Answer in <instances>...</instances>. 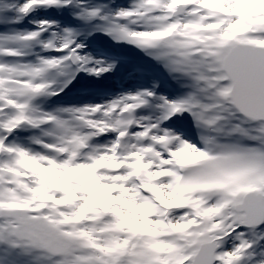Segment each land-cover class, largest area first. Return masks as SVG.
Here are the masks:
<instances>
[{
  "label": "snow or ice",
  "instance_id": "snow-or-ice-1",
  "mask_svg": "<svg viewBox=\"0 0 264 264\" xmlns=\"http://www.w3.org/2000/svg\"><path fill=\"white\" fill-rule=\"evenodd\" d=\"M0 264H264V0H0Z\"/></svg>",
  "mask_w": 264,
  "mask_h": 264
},
{
  "label": "rangeland",
  "instance_id": "rangeland-1",
  "mask_svg": "<svg viewBox=\"0 0 264 264\" xmlns=\"http://www.w3.org/2000/svg\"><path fill=\"white\" fill-rule=\"evenodd\" d=\"M118 2H119V3H122V4H126V3H129L130 0H118ZM118 50H120V51L126 53L127 51H129V50H131V49H128L127 47H121V48L118 49ZM127 54H131V53L127 52ZM131 57H134V56L131 54ZM134 58H135V57H134ZM137 59H140V58H137ZM104 83H105L106 88L108 89L109 92H115V91L121 89V88H117V87H115V85H113V81H112V79H110V80H108V81H106V82H104ZM125 83H127V80L125 81ZM123 87H124V86H123ZM123 87H122V88H123Z\"/></svg>",
  "mask_w": 264,
  "mask_h": 264
}]
</instances>
